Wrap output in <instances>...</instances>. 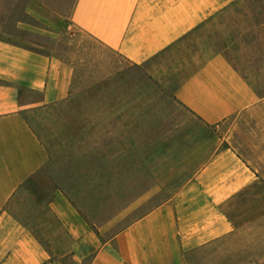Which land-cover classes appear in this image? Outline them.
Here are the masks:
<instances>
[{
  "label": "rangeland",
  "instance_id": "1",
  "mask_svg": "<svg viewBox=\"0 0 264 264\" xmlns=\"http://www.w3.org/2000/svg\"><path fill=\"white\" fill-rule=\"evenodd\" d=\"M75 1L0 0L1 43L59 52L74 69L68 98L24 112L48 163L23 186L12 214L34 222L63 197L100 244L194 183L217 150L231 143L240 152L255 136L264 148V105L259 116L234 117L218 128L204 126L173 98L175 78L155 79L147 66L128 65L73 27L69 17ZM223 16L153 63L162 65L164 76L191 73L228 47L230 61L258 81L252 86L264 96L262 0H241ZM54 26L60 28L55 41L47 32ZM252 160L258 179L230 200L225 214L235 226L261 223L242 235L244 252L195 256L193 264H264V156ZM93 252L92 246H80L81 264H88Z\"/></svg>",
  "mask_w": 264,
  "mask_h": 264
},
{
  "label": "crops",
  "instance_id": "2",
  "mask_svg": "<svg viewBox=\"0 0 264 264\" xmlns=\"http://www.w3.org/2000/svg\"><path fill=\"white\" fill-rule=\"evenodd\" d=\"M239 1L76 0L69 22L128 65L147 66L161 81L175 78L176 102L204 126L218 128L234 117L259 116L264 105V96L252 86L258 81L230 61V48L201 61L191 73L164 76L162 65L153 61ZM47 32L55 41L60 28ZM73 79L74 69L59 52L0 42V264H81L82 245L94 247L88 264H193L195 256L244 252L242 235L261 220L235 226L225 208L258 179L251 164L264 156V148L257 136L240 152L231 143L217 150L194 183L105 243L98 244L94 230L63 197L34 222L13 216L23 186L48 163L24 112L68 98Z\"/></svg>",
  "mask_w": 264,
  "mask_h": 264
}]
</instances>
